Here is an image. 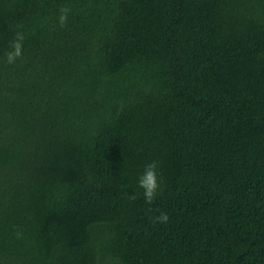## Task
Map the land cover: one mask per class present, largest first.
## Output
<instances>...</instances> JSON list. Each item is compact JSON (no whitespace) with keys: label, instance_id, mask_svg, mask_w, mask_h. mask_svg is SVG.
I'll list each match as a JSON object with an SVG mask.
<instances>
[{"label":"trees","instance_id":"16d2710c","mask_svg":"<svg viewBox=\"0 0 264 264\" xmlns=\"http://www.w3.org/2000/svg\"><path fill=\"white\" fill-rule=\"evenodd\" d=\"M0 264H264V0H0Z\"/></svg>","mask_w":264,"mask_h":264},{"label":"clouds","instance_id":"9594fccd","mask_svg":"<svg viewBox=\"0 0 264 264\" xmlns=\"http://www.w3.org/2000/svg\"><path fill=\"white\" fill-rule=\"evenodd\" d=\"M71 12V8L68 6H61L59 9L58 23L60 27H65L68 23V15ZM18 28L22 25H18ZM25 40L24 33L22 31H16L15 37L10 41L9 51L5 53L6 61L9 64H14L17 59L22 58L23 55V42ZM159 162L152 161L148 163L143 172L138 177V183L140 188L144 190L145 201L149 204L156 198L160 190V179L158 174ZM132 198H135L134 196ZM168 216L161 214L154 218V222L167 223Z\"/></svg>","mask_w":264,"mask_h":264}]
</instances>
